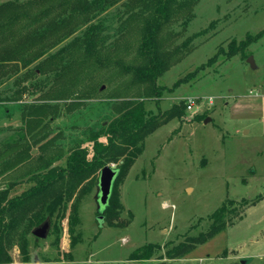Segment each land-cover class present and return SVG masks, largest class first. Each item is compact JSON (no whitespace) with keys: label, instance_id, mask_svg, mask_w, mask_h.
<instances>
[{"label":"rangeland","instance_id":"374dc122","mask_svg":"<svg viewBox=\"0 0 264 264\" xmlns=\"http://www.w3.org/2000/svg\"><path fill=\"white\" fill-rule=\"evenodd\" d=\"M11 1L26 4L31 0ZM74 1L44 0L39 6L29 4L27 9L34 14L36 9L47 8L56 14L54 17H66L70 12L76 14L70 8ZM148 14L133 0H116L101 10L88 11L84 17L88 21L74 24V31L47 55L74 37H81L90 22L100 25L98 36L102 38L95 55L84 53V48L74 52L75 62L80 63L55 81L52 73L23 79L25 67L20 63L16 74L2 78L0 188L17 182L10 193H18L30 183L28 177L38 166L40 152L32 146L33 137L19 112L22 104H39L40 94L48 87L54 93L63 92L62 97L46 99L49 104H57L58 113L51 120L50 115L44 116L45 125L37 132L38 136L41 132L49 137L56 135L43 152L49 155L59 146L65 152L73 142L84 140L92 128L105 124L112 103L141 95L137 93L141 84L131 85L129 73L120 64L137 63V42ZM165 25L160 34L163 46L178 49L169 68L157 79L163 87L161 94L144 95L145 107L159 114L180 100L186 104L193 100V104L190 109L185 106L180 118L173 117L144 137L141 153L123 182L117 184L120 216L130 218L129 222L121 226L105 224L100 217L103 206L98 185L92 182L78 201L75 233L79 231L80 240L76 244L69 246L65 218L49 224L43 238L28 233L27 262L20 261L19 250L12 245L8 264H132L134 261L127 259L129 252L146 242L176 244L185 236L205 230L206 216L226 199L237 205L244 201L254 204L246 206L242 218L189 253L173 259H150L146 264H264V134L257 116L247 114L248 108L233 113L231 107L242 94H264V32L242 51L218 59L189 80L174 85L218 47L264 29V0H195L190 9L178 10ZM249 54L254 69L246 62ZM72 99L79 103L70 111L63 108V102ZM247 128H251L249 132ZM24 144L31 148L29 156L13 162ZM108 164L116 167L114 162Z\"/></svg>","mask_w":264,"mask_h":264},{"label":"trees","instance_id":"16d2710c","mask_svg":"<svg viewBox=\"0 0 264 264\" xmlns=\"http://www.w3.org/2000/svg\"><path fill=\"white\" fill-rule=\"evenodd\" d=\"M116 0H76L70 8L76 14L69 13L66 17L52 13L50 9L39 8L34 14L29 13L27 6H39L44 0H31L26 4L11 0L0 2V82L8 74H16L20 67H25L23 79H32L38 74L52 73L54 81L61 79L75 65L76 51L83 49L84 53L95 55L100 25L88 23L81 37H74L70 42L58 48L53 54L47 53L54 45L69 36L74 31V24H85L88 11L101 10ZM145 7L149 14L142 22L136 50L137 63L121 65L124 72L129 73L131 85L141 84L138 97L122 98L110 105L111 114L97 128H92L85 139L77 140L65 152L59 146L53 154L44 155V151L53 142L56 135L49 137L47 132L37 135L39 128L45 125L43 117L50 115L54 118L57 104H49L46 99L62 97V93H54L48 87L40 96L39 104H22L20 114L26 122V130L32 139V146L40 152L38 166L28 180L29 184L18 193L11 194L10 190L17 186L11 182L0 188V264L10 263L11 246L19 250L20 261L29 259L27 235L31 229L48 220L49 224L67 219L69 246L80 240L79 231L75 226L79 222L77 206L79 199L86 193L92 182H98V172L109 162L116 163V174L109 192V198L102 209L101 218L107 226H121L130 218H121L122 205L117 191V184L123 182L125 174L134 163L135 158L143 149L144 137L153 132L160 124L173 117L180 118L185 113L186 103L183 100L174 102L162 113L153 114L145 107L144 95H160L163 88L157 84L159 76L169 68L171 57L177 46L168 50L161 42V31L171 16L182 9H190L195 0H133ZM60 2L56 3L55 9ZM56 12V11H55ZM52 13V17L45 19ZM58 13V12H57ZM83 14L79 18V15ZM264 29L236 43L230 41L225 47L220 46L204 63L193 71L185 74V78L175 83L189 80L195 73L201 72L207 66L213 65L218 59L230 58L246 45L262 35ZM100 38V39H99ZM35 64L33 67H28ZM15 80V79H14ZM17 81V80H16ZM18 83V82H17ZM23 85L21 82L20 86ZM14 97L16 93H13ZM12 98V97H10ZM79 100L63 102L62 106L70 111ZM41 122V123H40ZM39 125V126H38ZM38 127V128H37ZM31 148L24 144L21 154L16 161L29 156ZM254 201H244L235 204L234 200L221 202L205 218L206 229L200 230L193 236H185L176 244L170 242H146L129 252L127 259L132 264H146L150 259H173L181 257L194 249L199 243H204L214 234L227 228L234 220L242 218L243 210ZM56 227V225H52Z\"/></svg>","mask_w":264,"mask_h":264},{"label":"water","instance_id":"95a60500","mask_svg":"<svg viewBox=\"0 0 264 264\" xmlns=\"http://www.w3.org/2000/svg\"><path fill=\"white\" fill-rule=\"evenodd\" d=\"M246 62L248 63L251 69L255 68V63L253 60V56L251 54L247 55ZM208 119H209L208 117L205 118L204 122H206ZM115 174H116V169L110 166L109 164L101 167L98 172L97 189H98V195H99V202L103 206V208L106 205L107 200L109 198V192H110ZM101 213L102 212H100V217H101ZM48 225H49L48 220H44L42 224L31 229L32 234L36 238H43L48 231L47 230ZM241 262L244 263L245 259H242Z\"/></svg>","mask_w":264,"mask_h":264},{"label":"crops","instance_id":"0c3cea01","mask_svg":"<svg viewBox=\"0 0 264 264\" xmlns=\"http://www.w3.org/2000/svg\"><path fill=\"white\" fill-rule=\"evenodd\" d=\"M251 92V90L249 91ZM240 95V94H239ZM238 99H234L232 101V110L233 113H236L238 108H248L247 111L250 113H247L249 115H255L258 118V122L261 123L262 128L261 132L264 134V94L257 93L256 96H249L246 94H242ZM238 97V96H237ZM228 104V101H226ZM255 113H251V112ZM237 116V115H236ZM251 128H247L246 132H249Z\"/></svg>","mask_w":264,"mask_h":264},{"label":"built area","instance_id":"2783aa9c","mask_svg":"<svg viewBox=\"0 0 264 264\" xmlns=\"http://www.w3.org/2000/svg\"><path fill=\"white\" fill-rule=\"evenodd\" d=\"M192 104H193V100H189L188 104H186V108L190 109Z\"/></svg>","mask_w":264,"mask_h":264}]
</instances>
